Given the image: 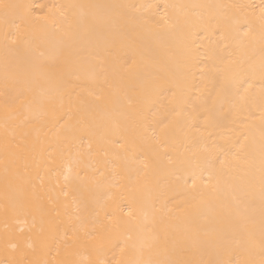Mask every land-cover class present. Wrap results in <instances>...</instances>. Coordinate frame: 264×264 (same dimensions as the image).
<instances>
[{
	"label": "bare ground",
	"instance_id": "bare-ground-1",
	"mask_svg": "<svg viewBox=\"0 0 264 264\" xmlns=\"http://www.w3.org/2000/svg\"><path fill=\"white\" fill-rule=\"evenodd\" d=\"M264 0H0V264H264Z\"/></svg>",
	"mask_w": 264,
	"mask_h": 264
},
{
	"label": "snow or ice",
	"instance_id": "snow-or-ice-1",
	"mask_svg": "<svg viewBox=\"0 0 264 264\" xmlns=\"http://www.w3.org/2000/svg\"><path fill=\"white\" fill-rule=\"evenodd\" d=\"M260 11H261V18L264 19V7H262V8L260 9Z\"/></svg>",
	"mask_w": 264,
	"mask_h": 264
}]
</instances>
